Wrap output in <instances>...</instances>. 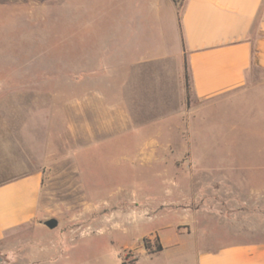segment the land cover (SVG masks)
Wrapping results in <instances>:
<instances>
[{
    "label": "rangeland",
    "instance_id": "1",
    "mask_svg": "<svg viewBox=\"0 0 264 264\" xmlns=\"http://www.w3.org/2000/svg\"><path fill=\"white\" fill-rule=\"evenodd\" d=\"M118 6L0 0V184L43 173L39 219L0 241L5 264H129L145 237L168 245L171 227L193 221L190 205L241 208L252 219L207 220L209 237L182 235L184 246L264 238V70L239 93L189 96L163 118L172 106L145 86L121 87ZM166 26L172 34L176 20ZM104 65L115 68L109 78ZM92 69L100 79L76 82ZM231 190L263 197L243 207Z\"/></svg>",
    "mask_w": 264,
    "mask_h": 264
},
{
    "label": "crops",
    "instance_id": "2",
    "mask_svg": "<svg viewBox=\"0 0 264 264\" xmlns=\"http://www.w3.org/2000/svg\"><path fill=\"white\" fill-rule=\"evenodd\" d=\"M118 14L121 87L136 92L145 86L152 98L172 106L163 118L182 111L187 98L186 73L190 96L208 100L241 92L254 68L264 70V0H119ZM169 19L176 20L172 34L166 26ZM101 70L109 78L115 68L104 65ZM75 76L76 82L88 85L100 79L96 69L77 71ZM205 175V170L199 174L202 179ZM42 183L43 173L37 171L0 184V241L8 232L39 219ZM229 193L241 196L238 191ZM256 196L263 197L255 193L241 196L242 206L254 204ZM185 212L194 216L193 221L171 227L177 236L168 245L158 233L151 235L159 238L160 253L151 256L143 250L136 261L128 263L264 264V238L204 248L181 244L182 235L201 232L203 240L208 238L210 231L203 226L207 220L219 225L223 220L248 222L252 216L247 211L196 210L190 205ZM258 230L264 231V225ZM245 233L255 231L246 229Z\"/></svg>",
    "mask_w": 264,
    "mask_h": 264
},
{
    "label": "trees",
    "instance_id": "3",
    "mask_svg": "<svg viewBox=\"0 0 264 264\" xmlns=\"http://www.w3.org/2000/svg\"><path fill=\"white\" fill-rule=\"evenodd\" d=\"M186 71H187V67H186ZM186 86H187V100L189 101L190 93H189V83H188L187 73H186ZM143 244L147 254L151 256L156 255L163 250V247L158 237H155L154 239H151L150 237H145L143 239ZM134 261H136V259L131 260V262ZM123 264H127V262L124 261Z\"/></svg>",
    "mask_w": 264,
    "mask_h": 264
},
{
    "label": "water",
    "instance_id": "4",
    "mask_svg": "<svg viewBox=\"0 0 264 264\" xmlns=\"http://www.w3.org/2000/svg\"><path fill=\"white\" fill-rule=\"evenodd\" d=\"M44 225L50 230H53L58 227L59 222L57 219L51 218V219L44 221ZM0 264H5V261L2 256H0Z\"/></svg>",
    "mask_w": 264,
    "mask_h": 264
}]
</instances>
